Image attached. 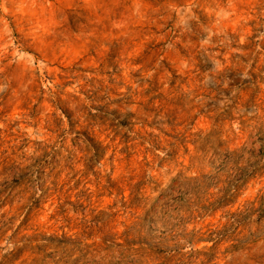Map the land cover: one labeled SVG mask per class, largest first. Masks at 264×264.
<instances>
[{"label":"clouds","instance_id":"1","mask_svg":"<svg viewBox=\"0 0 264 264\" xmlns=\"http://www.w3.org/2000/svg\"><path fill=\"white\" fill-rule=\"evenodd\" d=\"M31 7L34 11L29 30L21 36L19 43L40 57L34 67L47 68L49 64L68 63L61 58L63 49L58 50L57 41L63 38L67 29L68 15L77 9L83 13L80 34L85 43L89 38L100 41L95 60L89 59L87 49H82L84 59L91 68H96L107 53L105 44L110 45L113 38L124 45L115 57L119 74L112 73L109 80L108 76H99L98 71L92 72L91 76L85 71L82 79L80 73H74L81 85L92 76L99 83L92 90L85 87L87 97L76 92L78 99L72 98V107L82 106L78 113L82 123L91 122L99 127L107 137L105 143H110L116 152L121 149L124 152L116 157L118 163L108 161V165L93 169L96 174L89 179L95 187L88 181L81 184V188L87 189L77 198L78 205L82 207L73 211V206H66L64 222L67 227L63 229L66 236L44 234L49 230L34 219L21 224L22 216L14 222L7 221V216L0 217V264H264V212L257 205L260 197H264V179L259 185V193H250L246 202L225 209L226 234L209 236L211 228L219 229L220 225L213 224L205 231L203 222L193 220L189 223L185 220L177 226L173 218L180 221L189 213L195 216L200 204H207L220 195L223 177L221 183L213 187L189 190L187 185H182L188 192L184 198L187 203L178 205L181 188L170 183V178L176 177L179 182L181 177H177L175 171H167L166 165L157 167V161L164 158L168 151L167 146L157 151L147 142L140 143L149 131L144 127L145 123L158 122L160 106L174 99L181 104V112L190 110V113L200 115L203 109L210 122L202 131L197 130L200 136L216 127L211 120L218 114L230 113L234 119L226 125V135H233V129L235 134H241L243 129L240 144L256 139L257 129H264V48H261L264 44V0H33ZM154 30L160 34L155 35ZM146 34L157 40L167 38L169 42L161 49L163 56L156 58L154 63L151 57L139 63L129 60L126 53L130 43L147 38ZM253 36L258 41L255 50L244 51L241 45L249 43V37ZM177 43L188 52L185 57L173 59L169 51L175 52ZM233 44L236 46L233 47ZM221 48L227 50L226 55L219 51ZM257 54L259 61L253 68V60L249 57H256ZM165 56L169 57L176 73V83L171 89L168 84L173 77L164 67ZM204 56H207L211 66L201 71L197 58ZM242 57L247 58V63L242 62ZM235 68L243 69L238 73L241 81L252 80L250 69L257 73L258 78L245 90L229 88L231 81L227 73ZM3 71L4 68L0 67V72ZM56 71L55 67L49 69V75H54ZM108 71L111 72V69ZM158 76L165 77L159 84L156 81ZM58 83L54 79L52 84L47 85L46 97L59 91L54 87ZM93 91L95 95H92ZM206 104L211 105V110L205 107ZM89 113L96 119L92 120ZM100 117H104L103 123ZM15 118L13 115L0 121L5 136L10 119ZM109 122L113 127H109ZM65 129L66 123L55 131ZM12 131L26 130L19 125ZM114 131L120 139L113 140ZM27 134L32 135L30 132ZM125 137L129 140L127 146L123 142ZM37 138L45 141L44 136ZM18 143L19 140L14 139L12 148ZM259 146V143L255 145ZM234 147L238 148L239 144ZM4 148H9V145L5 143ZM145 150L151 152L147 160L136 159L131 166H127L125 157L129 152L133 156L141 152L147 155ZM77 159L76 168L81 170L86 162L94 163L87 157ZM9 160H15L21 166H33L36 175L44 171L41 150L31 142L15 155L11 149L8 152L0 149V169ZM261 163L264 164V160ZM141 171L146 173L144 180L151 189L148 193H144L143 189L136 191ZM198 175L197 172H190L185 173L183 178ZM110 177L116 180L119 194L111 191L109 195L105 191L106 180ZM70 178L71 173L61 177L65 188L71 187L70 182H65ZM43 187L46 185L37 180L36 197L41 196ZM125 189L132 195H126ZM77 192L80 188L73 189L71 194L75 196ZM133 195L137 196L142 211L130 216L127 207ZM142 195L147 196L146 201L140 199ZM85 196L90 198L85 199ZM253 196L255 199H252ZM22 203V200L17 201V205ZM30 209L31 205L24 208L23 214L28 215ZM11 214L8 212V215ZM196 229L199 231L194 232ZM201 236L208 238L210 243H199ZM52 240L55 242L50 245Z\"/></svg>","mask_w":264,"mask_h":264},{"label":"rangeland","instance_id":"2","mask_svg":"<svg viewBox=\"0 0 264 264\" xmlns=\"http://www.w3.org/2000/svg\"><path fill=\"white\" fill-rule=\"evenodd\" d=\"M32 4L33 0H0V67L4 68V71L0 72V121L11 118L13 115L16 117L9 121L7 136L4 134L5 130L0 128V149L4 152L11 149L12 154L15 155L31 142L38 150H41V159L45 162L44 171L36 175L33 166H21L15 160H9L4 164V167L0 169V217L7 216V221L14 222L22 216L21 224L34 219L49 230L44 234L55 236L59 233L66 236L63 231L67 227V223L64 222L66 206H73V211L82 207V205H78L77 198L83 195L87 189L81 188V184L88 181L89 185L95 187L89 179L96 174L93 169L108 165V161L118 163L116 157L124 152V149L116 152L110 143L106 144L107 137L99 127L91 122L82 123L81 117L78 115L82 106L72 107V98L78 99L75 96L76 92L87 97L85 87L92 90L99 81L95 76H92L90 80L85 81L84 85H81L77 83L74 73H80L82 79L83 72L86 71L91 76L92 72L98 71L99 76H108L111 80L112 73L119 74L117 72L119 65L115 62V57L124 45L113 38L110 45L105 44L107 53L100 59L96 68H91L84 59L82 49H87L89 59L95 60L100 41L89 38L85 43L80 34V26L84 23L83 13L77 9L68 15L67 29L63 38L57 41L58 50L63 49L61 58L68 63L49 64L47 68L34 67L33 65L40 60V57L35 51H29L19 43L21 36L29 30L28 25L34 11L31 7ZM159 34L160 32H155V35ZM146 37L130 43L126 53L129 60L139 63L151 57L154 63L156 58L163 56L161 49L165 43L169 42L167 38L157 40L147 34ZM256 43L258 41L254 39V36L249 37V43L241 45V48L244 51L255 50ZM261 48H264V44H261ZM175 49V52L169 51V56L173 59L187 55L188 50L182 44L177 43ZM219 51L227 54L226 49L221 48ZM24 53L27 55L25 56ZM249 58L253 60L252 67L255 68L259 61V54ZM197 59L201 71L211 66L207 62V56ZM241 60L243 63H247V58L242 57ZM163 64L173 77L168 84L171 89L176 83V73L173 71L168 56L164 57ZM53 67L57 71L50 76L49 69ZM108 69H111V72ZM241 71H243L242 68H235L227 73V78L231 81L229 88L239 87L245 90L251 87V84L258 78L257 73L250 69L252 80L241 81L238 76ZM54 79L59 81L57 85H54L59 91L54 92L51 97H46L47 85L52 84ZM163 79H165L164 76L156 77L158 84ZM225 91L227 92V90ZM65 93H67V97ZM92 95H95L94 91ZM161 98H164L163 93H161ZM205 107L211 110L210 104H206ZM180 109L181 104L175 99L167 100L165 105H161L157 112L158 122L154 120L145 123L144 127L149 131L143 135L140 143L143 145L147 142L157 151H162L164 146H167L168 151L164 158L157 161V167L166 165L167 171H175L176 176L181 177L179 182L176 177L170 178V183L175 184L176 188H181L182 194H179L178 205L181 202L187 203L184 198L188 192L183 189L182 185H187L189 190L194 187H213L215 184L221 183V177H223V184L219 189L220 195L207 204H200V210L195 216L189 213L187 217L180 218V221L173 218V222H176L177 226L185 220L189 223L193 220L197 223L203 222L205 231H208L211 225L218 224L220 228H211L209 236L226 234L227 212L225 209L237 207L240 202H246L249 199L250 193H259L260 191L259 185L264 179V171H262L264 164L261 163V160H264V129L258 128L256 139L250 140V143L246 141L240 144L243 129L241 134H235V129H233V135H226V125L234 118L230 113L228 115L218 114L215 119L211 120V123L216 127L200 136L197 130L202 131L210 122L203 109L200 110V115L190 113V110L181 112ZM89 116L92 120L96 119L92 113H89ZM84 119H88V117ZM100 121L103 123L104 117H100ZM65 123L64 131H55ZM19 125H23L26 131L13 132L12 130ZM109 127H113L111 122H109ZM181 127L182 130H178ZM29 132L32 134L31 136L27 134ZM39 136H44L45 141L38 139ZM249 136L251 137V134ZM14 139L19 140V143L12 148ZM117 139H120L119 134L114 131L113 140ZM194 141H198V143ZM123 142L127 146L128 138L125 137ZM5 143L9 145V148H4ZM257 143L260 144L258 148L255 147ZM57 144L59 147H56ZM177 144L180 146L176 147ZM237 144L239 147H234ZM67 145H71V147ZM145 152L147 155L141 152L136 156L129 152L125 157L127 166H131L136 159L147 160L151 156V152L147 150ZM81 153L84 155L81 156ZM78 157L80 159L87 157L94 163L86 162L81 170L76 168ZM49 161L50 163H48ZM205 168L209 171H204ZM112 171L115 172L116 168L113 167ZM190 172H197L199 175L184 179L185 173ZM67 173H71L70 181H65L71 183L70 188H65V184L61 182V177H66ZM139 175L141 180L137 181L139 188L136 191L139 192L140 189H143L144 193L150 192L151 189L148 187L147 181L144 180L146 173L141 171ZM37 180L46 185L42 188L40 197L35 195ZM106 184L105 191H108L109 195L111 191H116L119 194V186L115 179L108 178ZM77 188H80V192L73 196L71 193L73 189ZM65 193L68 194L65 195ZM125 194L132 195L126 189ZM88 198L90 197L85 196V199ZM107 198L104 197V199ZM140 199L146 201L147 196L142 195ZM252 199H255V196ZM18 200H22L23 203L17 205ZM29 205H31L30 213L24 215L22 210ZM257 205L264 212V197H260ZM141 211L138 198L133 195L128 202L127 212L132 216ZM8 212L12 214L8 215ZM195 231H199V229ZM54 242V240L49 241L50 245ZM198 242L204 244L210 243V240L201 236L198 238Z\"/></svg>","mask_w":264,"mask_h":264}]
</instances>
